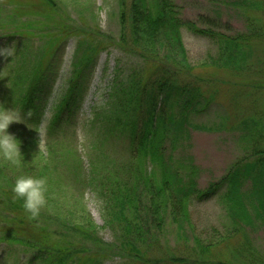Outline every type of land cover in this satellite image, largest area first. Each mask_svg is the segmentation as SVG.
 <instances>
[{"label": "trees", "instance_id": "16d2710c", "mask_svg": "<svg viewBox=\"0 0 264 264\" xmlns=\"http://www.w3.org/2000/svg\"><path fill=\"white\" fill-rule=\"evenodd\" d=\"M60 1H0V5H17L22 14L30 12L46 23L40 25L37 20L24 25L14 18L11 30L8 23L0 22L9 43L36 30L52 29L51 21L61 26L59 34L48 35L50 38L44 33L48 41L41 49L16 45L24 60L6 77V106L24 116L20 127L14 123L9 127L21 143L24 159L19 166L0 160V244L21 249L29 264H104L117 256L126 264H264V253L253 239L264 233V114L250 110L242 115L241 102L233 95L234 113L226 119L232 121L240 115L241 121L232 131H238L239 141L247 145L246 152L205 190L198 185L201 171L185 149L191 145L193 132L218 131L195 121L214 105L222 87L233 86L245 98L264 92V50L256 47L264 44V19L257 18V13L264 14V0H243L247 14H251L250 26L239 36L199 29L183 20L176 0H120V36L103 41L133 55L141 67L124 80L116 76L115 91L110 95L116 99L111 103L116 108L95 115L94 125L100 121L97 136L102 144L125 140L129 158L124 163L110 159L94 162L84 180L80 179L82 161L72 148L65 150L58 137L77 115L95 57L102 49V43H91L100 37L97 29L86 34L89 44L81 42V47L87 45L86 51L75 59L65 98L49 122V156L37 152L36 130L44 119L39 104L58 81L54 60L61 58L59 43L65 38L61 32H66V22L63 18L58 21ZM185 28L215 41L217 56L192 65L183 39ZM28 111L32 112L30 119ZM181 150L184 152L179 153ZM63 162L77 183L99 192L105 225L115 234V246L100 239L98 227L80 198H74L75 205L66 210L59 205V167ZM22 174L47 178V205L37 219L29 218L23 200L12 192L16 177ZM216 197L225 210L227 225L223 232L213 230L212 238L203 237L190 207L193 201ZM171 233L192 241L188 247L191 255L160 251L162 239ZM221 251H228L229 259L219 255Z\"/></svg>", "mask_w": 264, "mask_h": 264}, {"label": "rangeland", "instance_id": "374dc122", "mask_svg": "<svg viewBox=\"0 0 264 264\" xmlns=\"http://www.w3.org/2000/svg\"><path fill=\"white\" fill-rule=\"evenodd\" d=\"M119 1L62 0L58 4L57 12L60 15L58 21L61 23L63 18L66 22L64 24L66 32H61V35L65 37L59 43L61 58L54 60L55 68L58 69L59 73L57 76L58 81L39 104L44 112L43 123L39 128L43 127L45 129L44 140L47 147V153L42 156H49V122L55 115V108L65 98L66 84L74 70L73 63L78 56L83 57V52L86 51L87 45L81 47V42L85 40L89 44L90 38H87L86 34L97 29L100 32V37L92 40L91 43H102L101 48H105L104 50L101 49L102 51L100 50L95 57L94 69L86 86L87 88H85L87 90L79 100L77 115L73 118L71 125L65 127L58 137L62 147L67 151L72 148L82 161V174H80L82 180L86 178L94 162L101 161L105 163L110 159L115 163H124L129 158V150L125 140H113L102 144L97 136L100 134L98 128L100 121L96 122L97 126L94 125L95 115L100 114L104 109L114 110L116 108L111 106V103L116 99L110 98L111 93L115 91L112 88L116 76L120 80H124L125 75H129L134 69L137 70L139 66L141 67V62L136 60L133 55L126 54L115 47H108L109 43L103 41L106 38L118 39L120 36ZM176 3L181 10L183 20L194 23L199 29L212 30L227 36H239L248 32V26H250L248 18L251 14H247V7L243 0H176ZM23 13L22 10L17 9V5L1 4L0 22L8 23L11 30L14 29L15 22L27 25L28 22L38 20L40 25L46 24L37 15L29 14L30 12L28 14ZM262 17L264 19V14L257 13V18ZM14 18L15 22L13 21ZM50 23L49 27L52 29L48 31L36 30L37 32L30 35L26 34L24 38H16L21 40H14L11 43L8 42L10 39L3 37L5 32L1 28L0 45L13 44L14 42L15 46L27 44L30 49H41L48 41L46 34L47 36L55 32L59 34V31H61L60 25L54 24L53 21ZM182 33L192 65L197 66L205 59L217 56L219 46L212 39L197 36L186 28L183 29ZM256 47L264 50V44H258ZM21 60H24L22 52L17 48L15 55L10 59H0V104L4 107H7L6 103L8 102V99H5L7 95L6 87L8 86L6 77ZM212 71L210 68L209 73ZM233 95L241 102L240 113L242 115H246L250 110H257L259 113L264 114V92L256 93L254 98L252 96L245 98L240 96L241 91L239 92L233 86H224L220 89V94L214 105L207 113L198 116L195 121L198 125L218 128V131L193 132L191 145L185 148L186 153L194 157L195 164L201 171L198 178V185L201 190L207 189L209 184L222 178L246 152L247 145L239 141L238 131H232V128L241 121L240 115L237 114L238 119L236 117L232 121L226 119L233 112ZM14 124H16V127H20L18 125L20 123ZM39 139V134H37L38 143ZM182 152L184 151H179V153ZM70 161L75 163L73 160ZM59 173L60 176H58L62 179L59 190L57 188V197L60 199L59 205L66 210L75 205L76 200L74 198H80L85 203L93 222L98 227L100 239L106 245L115 246V234L105 225L104 205L98 195L99 192L87 184L77 183L70 167L65 162L61 163ZM53 200L56 201V198H53ZM190 208L193 222L198 233L202 234L203 237H211L214 233L213 230H219L220 232L225 230L227 218L219 197L205 202L193 201ZM253 239L255 247L264 253V233L261 232L255 235ZM187 240L189 239H179L178 236L171 233L162 239L160 251L164 254L168 251H177L178 254L182 252L185 255H191L188 247L191 246L192 241L189 240V243H187ZM219 255L224 256V259H229L230 254H228V251H221ZM215 256L219 258L218 254H215ZM0 264H29V257L17 247L12 248L7 247L6 244H0ZM104 264H126V260L117 256L107 260Z\"/></svg>", "mask_w": 264, "mask_h": 264}, {"label": "clouds", "instance_id": "9594fccd", "mask_svg": "<svg viewBox=\"0 0 264 264\" xmlns=\"http://www.w3.org/2000/svg\"><path fill=\"white\" fill-rule=\"evenodd\" d=\"M16 53L15 43L0 45V59L8 60ZM30 119L32 112L26 113ZM24 116L12 108L4 107L0 104V160L10 165L19 166L24 156L21 153L20 141L9 132V127L13 123H24ZM39 134L38 154L47 153L46 142L44 140L45 129L43 127L36 130ZM46 177H36L32 175H19L15 179L12 192L15 198L23 200V209L29 214L30 219H37L41 210L47 205V187Z\"/></svg>", "mask_w": 264, "mask_h": 264}]
</instances>
